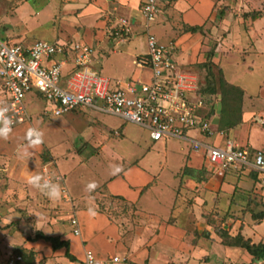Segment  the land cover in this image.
I'll return each instance as SVG.
<instances>
[{"label":"crops","instance_id":"crops-1","mask_svg":"<svg viewBox=\"0 0 264 264\" xmlns=\"http://www.w3.org/2000/svg\"><path fill=\"white\" fill-rule=\"evenodd\" d=\"M143 1L49 0L52 5L49 12L61 14L64 11L62 13L77 16L82 21V25L69 27L62 35L66 41H55L68 46L78 44L67 39L70 35L71 39L85 38V42L88 40L90 44L101 43L107 37L108 29L116 26L118 17H125L130 20L131 27L129 33L124 34V40L120 42L118 37H112V40L107 37L108 45L116 48L125 41L134 39L137 33L146 32L142 25ZM249 6L253 8L249 9ZM233 9L240 11L234 12ZM219 12L222 14L219 26L226 32L227 48L221 50L222 46L219 45L214 52L212 50L210 61L217 64L226 83L241 90L239 109L233 124H222L221 103L218 99L212 100V109L208 114L212 135L190 132L189 135L202 144L198 149L192 147L190 140L176 138L183 145L188 143L190 146L187 150L177 147L178 165L167 181L157 182V176L143 172L134 161L118 171H94L101 176L98 184L92 189L76 191L80 187L82 176L72 181V187L66 185L65 177L80 163L77 162L71 171L65 173L61 168L62 161H59L55 173L48 168V163L25 161L26 156L40 152L42 145H29L24 134L18 135V128L15 127L7 138H0V160L7 161L10 175H15L20 182H26L29 174L51 177L48 174L51 171V178L55 180L53 182L60 188L66 213L62 215L63 222L59 223V233L55 236L68 241L69 252L75 259L65 257L63 248L52 250L47 242L50 254L57 256L53 264H58L60 260L65 264H80L86 249L92 252L95 264H106L105 258L98 255V241L97 238L94 239L101 232V237L122 253V258L111 255L108 260L112 264H264V259L254 258L244 248L222 243L219 235V232H225L231 237L240 234L254 244L264 241V216L259 215L264 214V186L259 182V172L252 166H235L218 174L205 155V145L223 148L227 141L247 148L251 154L257 150L264 151V143L260 141L264 135V86L259 85L256 93H248L237 81L238 67L251 73L263 71L264 74V0H172L169 4L162 5V12L150 26L152 25V34L159 42V39L168 37L167 42L160 43L168 44L176 38L172 57L181 70L189 72L182 65L193 61L195 55L191 56L190 52L187 55V52L194 54L199 48L201 52H206L207 47L200 43V31L211 24ZM176 25L184 27L185 31L177 32ZM190 27H196L197 30L191 32ZM178 45L181 49L177 52ZM140 54L135 55L132 63L139 72L145 70L146 76L133 79L147 80L149 70L134 63L136 56ZM185 56L187 63H179L175 59L183 60ZM197 79L199 80L198 77ZM199 85L204 92L202 85ZM76 109L77 107L73 110ZM29 123L30 119L23 123L28 126V130L32 129ZM11 139L14 142L12 146ZM158 141L165 143L167 139ZM134 172L136 177L132 175ZM22 184L27 185L29 191L35 190L27 182L20 183ZM63 190L66 191V198L63 197ZM71 201L73 207L70 210L68 204L71 203L68 202ZM107 201L115 208L122 205L127 214L108 215L100 208V204ZM214 207L218 210L213 214L211 212ZM217 215L223 221L221 229H214L210 223L213 220L211 217L217 218ZM84 217L89 221L87 228L83 223ZM73 218L77 220L78 235L72 232L70 220ZM206 220L210 222L206 223ZM66 223L69 224L68 228ZM113 257L118 260L113 261Z\"/></svg>","mask_w":264,"mask_h":264},{"label":"rangeland","instance_id":"rangeland-1","mask_svg":"<svg viewBox=\"0 0 264 264\" xmlns=\"http://www.w3.org/2000/svg\"><path fill=\"white\" fill-rule=\"evenodd\" d=\"M51 6L49 0H0V39L8 41V43L22 45H30L37 40L52 42L57 39L66 41L62 35L69 30V27L76 28V26L82 25V21L78 20L77 16L62 13L64 11L61 14L49 12ZM248 8L252 9L253 7L249 6ZM233 11L240 10L233 9ZM221 18L222 14L219 12L211 24L200 31V38L202 39L200 43L207 47L206 52H201L200 48L195 50L194 54L188 51L187 55L190 53L191 56L195 55L192 58L194 60L182 65L184 70L192 72L199 78L198 83L202 85V88H206L208 81H213L217 86L218 81L223 79L217 64L210 61L212 50L214 52L219 45L222 46L221 50L227 48L225 47L226 41L228 42L225 40L226 32L219 26ZM111 28L107 31L109 40L115 37L112 34L113 28ZM175 28H177V32L185 31L184 27H178V25ZM81 31L79 30V32ZM96 31L101 30L96 29ZM153 31L151 25L149 32L153 33ZM123 36L125 35L123 34ZM107 37L95 45L90 44L88 40L85 42V38L71 39L68 35L67 39L73 43L93 46L95 52L92 69L94 71L112 79L129 76L144 78L146 76L145 70L139 72L134 67L132 60L135 55L147 50V32L137 33L134 39L127 40L116 48L108 45ZM159 40L165 43L168 41V37ZM173 40L172 42L176 44V38ZM111 44L113 45V43ZM180 49L181 46L178 45L177 52ZM175 59L179 63H187L186 56L183 60L176 57ZM209 61L210 63H207ZM210 73L213 74L212 78ZM237 73L239 75V78L237 77L238 85L245 87L248 93L254 91L256 93L259 91V85L264 86L263 71L251 73L238 67ZM216 91L219 92L220 88L216 87ZM210 95L213 101L215 99L220 101L218 94ZM33 98L34 101L30 103V95L28 94L25 97V104L30 116V127L41 133V143L39 144L42 145V149L40 152L26 156L25 161L38 164L48 163V168L55 173L58 170L57 163L59 161L63 162H61V168L64 169L65 173L71 171L77 162L80 163L75 170H72L65 177L66 185L72 187L74 184L72 181L82 176L81 182L79 181L80 187L76 188V191L86 190V186L90 182H94L95 186L98 184L101 176L100 174L98 176L94 171L112 172L117 168H124L126 164L134 161L143 172L157 176V182L163 183L169 179L170 174L178 165L176 161L178 158L177 147L187 150L190 146L188 143L183 145L176 138H168L165 143L152 142L149 140V132L145 128L124 121L114 114L87 106H78L76 110L54 114L52 102L43 99L40 95H33ZM95 104L101 105V102L97 101ZM222 114L223 120L233 115V113L228 114L226 111ZM12 128L11 132L16 129L20 136L22 134L26 136L28 132V126L23 123ZM260 141L264 143V135ZM13 143L11 139L10 146ZM12 164L13 162H11ZM51 171L48 174L50 173L49 175L52 177ZM132 175L137 176L135 172ZM20 183L26 182L23 180L20 182L15 175H10L7 161L2 162L0 160V264H4L6 257L11 254L21 255L22 264H29L30 262L32 264H53L52 262L57 256L50 254L46 245L47 242L33 243L29 238L37 230L51 236L59 233V223L63 222L61 218L66 213L63 205L65 202L62 201L61 197L55 202L54 199H49L36 187L35 190L29 191L27 185H20ZM68 203H71L68 204V209L71 210L72 201ZM100 208L108 215L115 213V215L125 216L127 214L122 205H117L115 208L109 201L100 204ZM217 210L218 208L214 207L211 213L214 214ZM67 212L70 213V211ZM211 218L213 220L211 222L206 220V223L210 222L214 229H221L223 221L220 216L217 215V218L212 216ZM83 223L87 228L89 225L87 217H84ZM65 225L67 228L69 227V224L66 223ZM101 234L102 232L97 233L94 238H97L98 241L96 245L98 255L105 258L106 264H112L108 260L111 255L122 258V253L118 248L107 243ZM64 259L68 261L66 258ZM57 263L65 264L63 260ZM113 264H122V262Z\"/></svg>","mask_w":264,"mask_h":264},{"label":"built area","instance_id":"built-area-1","mask_svg":"<svg viewBox=\"0 0 264 264\" xmlns=\"http://www.w3.org/2000/svg\"><path fill=\"white\" fill-rule=\"evenodd\" d=\"M170 2L172 0H144L141 5L147 50L136 56L134 63L149 70L147 80L112 79L94 71L92 45L68 46L44 40L22 45L0 39V107L8 109L6 115L12 121L11 128L30 119L25 97L29 94L31 103L33 95H40L53 103L54 114L87 106L145 128L153 141L178 138L190 140L194 149L200 148L202 144L189 134L212 135L208 117L212 96L201 90L195 75L181 70L174 61L175 44L160 43L149 32L150 24L162 12V5ZM130 27V20L119 17L112 34L122 42L123 34L129 33ZM97 101L101 105H96ZM205 155L218 174L235 166L254 167L264 186L263 150L251 154L247 148L227 141L223 148L205 145ZM63 197H67L65 190ZM70 223L73 234L78 235L77 220L73 218ZM21 262V255L11 254L4 264ZM80 264H95L89 249L84 250Z\"/></svg>","mask_w":264,"mask_h":264},{"label":"trees","instance_id":"trees-1","mask_svg":"<svg viewBox=\"0 0 264 264\" xmlns=\"http://www.w3.org/2000/svg\"><path fill=\"white\" fill-rule=\"evenodd\" d=\"M255 17L257 14H253ZM189 30L191 32H195L197 30L196 27H190ZM212 54V53H211ZM210 54V55H211ZM207 63H210L207 62ZM210 67V64H208ZM218 67V66H217ZM218 70L220 71L219 67ZM210 77H213V74H209ZM210 78V80H211ZM219 80V79H218ZM216 87L220 88V91H216ZM205 93L210 94H218L220 97V103H221V115H220V121L222 124H228L231 125L233 122H235V118L237 115V110L239 109V101L240 97L242 96L241 90L235 86L226 83L223 79H220L218 81V85L215 86L213 81H208V84L206 88H204ZM227 112L228 114L233 113L231 117H227V119L223 120V112ZM261 217L264 216V214H259ZM220 237L222 238V243L226 245H234L244 248L248 253H250L254 258H262L264 259V241L259 242L257 244L250 243L249 240H246L242 238L240 234H237L233 237L227 235L225 232H219ZM43 240L45 242H48L52 248V250H56L59 248L64 249V256L67 257L69 260H74L75 257L69 252V243L67 240L60 239L58 236H51V235H45L41 231H36L32 237L29 238L30 241H36V240ZM23 262V259H22ZM29 264H32L31 262Z\"/></svg>","mask_w":264,"mask_h":264},{"label":"clouds","instance_id":"clouds-1","mask_svg":"<svg viewBox=\"0 0 264 264\" xmlns=\"http://www.w3.org/2000/svg\"><path fill=\"white\" fill-rule=\"evenodd\" d=\"M8 109L6 107H0V138H7L11 132L12 121L6 115ZM26 140L29 145H35L41 143V133L35 129H30L26 133ZM119 170L118 168L116 169ZM26 182L37 189H39L49 199H58L61 195L58 184L53 182L51 177H45L40 174H29ZM88 189L95 187L94 182H90L87 186Z\"/></svg>","mask_w":264,"mask_h":264}]
</instances>
